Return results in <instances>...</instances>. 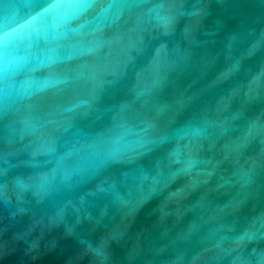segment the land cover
<instances>
[{
  "label": "water",
  "instance_id": "water-1",
  "mask_svg": "<svg viewBox=\"0 0 264 264\" xmlns=\"http://www.w3.org/2000/svg\"><path fill=\"white\" fill-rule=\"evenodd\" d=\"M26 32L0 264H264V0H0Z\"/></svg>",
  "mask_w": 264,
  "mask_h": 264
},
{
  "label": "clouds",
  "instance_id": "clouds-1",
  "mask_svg": "<svg viewBox=\"0 0 264 264\" xmlns=\"http://www.w3.org/2000/svg\"><path fill=\"white\" fill-rule=\"evenodd\" d=\"M30 27L34 29L36 27V23L34 22V24ZM27 36L28 33L26 32L23 35H13L10 37L0 38V50L16 46L20 41L26 39Z\"/></svg>",
  "mask_w": 264,
  "mask_h": 264
}]
</instances>
